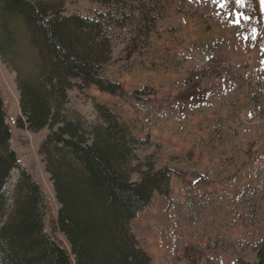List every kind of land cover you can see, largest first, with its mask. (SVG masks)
Returning a JSON list of instances; mask_svg holds the SVG:
<instances>
[{
	"label": "rangeland",
	"instance_id": "rangeland-1",
	"mask_svg": "<svg viewBox=\"0 0 264 264\" xmlns=\"http://www.w3.org/2000/svg\"><path fill=\"white\" fill-rule=\"evenodd\" d=\"M36 1L82 16L98 8L89 0ZM162 1L164 12L144 51L126 54L128 29L112 34L103 76L124 94L73 89L67 107L95 123L94 105L106 106L143 142L141 164L169 171L167 194L154 193L130 224L150 264H253L255 246L264 240V5ZM15 28L11 47L0 53L10 146L44 194L45 232L66 247L54 227L58 204L37 152L47 130L16 124L18 62L10 55L29 50L23 30Z\"/></svg>",
	"mask_w": 264,
	"mask_h": 264
},
{
	"label": "trees",
	"instance_id": "trees-1",
	"mask_svg": "<svg viewBox=\"0 0 264 264\" xmlns=\"http://www.w3.org/2000/svg\"><path fill=\"white\" fill-rule=\"evenodd\" d=\"M89 1L98 6L92 16L65 14L36 0H0V53L11 47L15 27L23 30L29 50L10 55L18 62L16 124L33 133L47 130L37 152L58 204L54 227L66 243L44 230V194L10 146L0 95V264L151 263L130 224L154 193L167 194L169 171L141 164L137 151L143 142L106 106L94 105L95 123L67 106L73 89L124 94L103 76L112 34L128 29L126 54L144 51L164 4ZM13 171L18 173L9 187ZM255 250L253 264H264V240Z\"/></svg>",
	"mask_w": 264,
	"mask_h": 264
},
{
	"label": "snow or ice",
	"instance_id": "snow-or-ice-1",
	"mask_svg": "<svg viewBox=\"0 0 264 264\" xmlns=\"http://www.w3.org/2000/svg\"><path fill=\"white\" fill-rule=\"evenodd\" d=\"M236 3L237 4H242V0H236ZM261 4L264 5V0H261ZM223 6V5H221Z\"/></svg>",
	"mask_w": 264,
	"mask_h": 264
}]
</instances>
